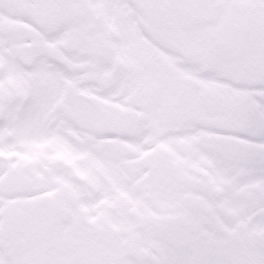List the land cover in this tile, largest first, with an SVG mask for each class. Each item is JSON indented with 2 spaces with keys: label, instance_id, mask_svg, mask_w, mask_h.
Masks as SVG:
<instances>
[{
  "label": "snow or ice",
  "instance_id": "6c2138e0",
  "mask_svg": "<svg viewBox=\"0 0 264 264\" xmlns=\"http://www.w3.org/2000/svg\"><path fill=\"white\" fill-rule=\"evenodd\" d=\"M0 264H264V0H0Z\"/></svg>",
  "mask_w": 264,
  "mask_h": 264
}]
</instances>
